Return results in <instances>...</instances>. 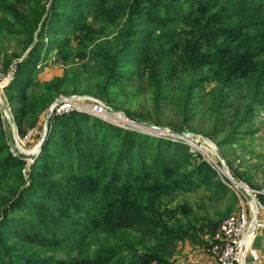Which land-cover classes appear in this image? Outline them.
Listing matches in <instances>:
<instances>
[{"label":"rangeland","instance_id":"rangeland-1","mask_svg":"<svg viewBox=\"0 0 264 264\" xmlns=\"http://www.w3.org/2000/svg\"><path fill=\"white\" fill-rule=\"evenodd\" d=\"M183 1H185V6L183 5L182 12L188 10V6L197 8L198 5H194L195 2H203V6H206L204 0ZM249 1H254V4L260 2L264 4V0ZM112 2L114 0H98L99 5L91 11L85 9V4L73 3L70 0H0V33H10L9 37L0 39V102L5 106L10 119L14 123L20 151L24 155L16 152L12 132L4 114L0 111L2 130L6 145L11 153L26 163L25 168L21 171L26 181V188L30 187V179H28L29 166L38 157L49 133L48 127L46 136L38 150V144L43 136L45 114L52 105L59 100L80 96L103 102L89 93L61 94L46 106L35 125L29 126L30 122L20 124L19 120H16L15 124L12 114L13 111L16 112V101L19 99V94H21L14 93L16 89H13L14 76L18 71V66L32 48L36 46L39 48L40 53L37 59L33 60L34 66L30 67V74L27 75L32 83L26 89L25 94L31 92L34 85L41 87L53 80L70 83L74 77L81 78L93 65L92 62H98L107 44L114 42L117 33L124 30L127 19L131 18L129 8L131 4L125 7L127 3L122 1L120 5L115 4L114 7L111 5ZM180 10L178 9L177 12ZM216 12L217 10L210 9L202 17L208 18L212 22L216 20V15H214ZM168 20H163L162 25L148 24L144 21L138 25V28L158 39L157 47L160 55L170 53L172 58L182 59L188 63V68H194V65L198 62L205 64V69L199 75L198 70H192L199 78L213 79L212 83L205 86V90H215L218 85L214 80L218 82L220 80L221 82L223 79L221 68L226 62L223 58L229 54L235 43L233 44L231 39L223 37L220 32L215 43L209 34L214 31L228 30L231 27L220 23H210L207 27H204L203 31L195 33L190 25L179 23L167 25L164 21ZM25 25L28 31L31 32L29 35L31 45L21 53L20 48L17 46L21 38L18 28ZM159 45L163 49H159ZM191 56L194 64L192 62L189 64L190 60L188 59ZM259 56L248 61L242 59L245 64L246 62L254 64L251 70L249 67H245L243 77L237 79L242 86L248 83L246 80L250 81L252 70H258L264 76V57L260 58ZM259 63H261V67ZM209 70L212 73H209ZM253 77L252 80L255 81L257 78ZM137 80L138 75L133 77L132 82L134 83L126 87L129 93L132 94L133 99H131V104L125 108V112L128 111L131 116H144L150 117V119L158 116L159 120L163 122L161 127L202 136L211 142L220 154L222 161L206 145L192 144L190 147L185 144L187 142H181L164 135L154 136L130 127L128 121L150 125L156 124L151 121L128 117L122 111L115 113L124 122L117 121L113 117L105 120L96 118L107 125L124 131L136 132L141 136L150 139L155 138L173 146L177 144L187 146L189 148L188 157L182 163L180 162L182 157L178 155L177 151H174L163 160L165 168L162 172L149 169L148 158H145L141 161L142 163H139V166L134 168V174L131 177L112 186H110L108 179L103 176L105 172L103 171V160H99L98 165L95 167L92 164L87 165L88 162L84 164V169L81 170L78 169L79 165L75 166L77 169H75L73 175L59 173L47 175L50 176L47 178L50 189L55 191L51 198L57 200L58 204L59 200L68 203L70 208L67 213L64 211H61L60 214L56 211L53 213L54 216L60 217L55 221L54 226L61 228L60 233L64 239L63 247L56 250L28 248L35 258L41 261V264H76L80 258L89 260L93 255L100 252L102 247L106 248L112 242H117L118 238L123 239L125 242L130 241L129 233L115 229L113 225L123 215L131 214L132 210L129 209L131 206L136 208V211L138 209L146 211L148 217L166 224L176 233L177 231L173 227L183 226L187 220L190 223V231L177 235L175 252L169 264H192L189 262L190 258L199 256L201 252L206 254L220 223L235 215L238 211V200L232 208L233 198L229 194L226 196L219 194L216 191L217 184L220 183L226 190L230 191L235 183L253 190H264V78L259 83V96L255 107L249 110L251 111V117L234 123L223 132L220 127H217L216 130L211 129L212 116L207 112L202 116L190 112H187L185 116H180L174 105H168L163 107L160 112H155L146 99V93L141 92L143 86L137 83ZM48 114L51 117V110ZM18 124L22 131L20 135L17 129ZM241 124L245 127L240 128ZM208 132L213 134L211 139L205 137ZM51 137L52 135L49 136V138ZM56 140L57 137H53V142H56ZM219 143L222 144L221 147L218 146ZM175 149L177 150V148ZM81 152L83 151L81 150ZM81 162L83 161L81 160ZM222 164L225 171L222 170ZM202 166H205V168ZM9 186L12 185L9 183L7 185L0 184V197L3 196V192ZM108 186L119 194L118 197L102 196ZM155 186H157L156 192L145 191V188L152 189ZM35 203L32 199L24 200L20 204L22 209L12 210L13 213L10 212L11 216L7 221L15 220L24 224L32 221L31 215L34 210L31 207ZM85 210L89 213L99 211L104 216L105 219L102 220L101 225L96 230L88 228L87 222L83 219L81 214ZM38 212L45 214L41 210ZM182 212L186 213L187 219H184V216L182 217ZM2 222L4 221L1 216L0 224ZM13 226V224H10L5 228H0L1 234L6 237L0 242L4 247L20 245L18 241L9 235L13 234V230L10 229ZM22 246L26 247L27 245ZM121 248L122 251L114 255V260L121 259V264H123L129 257L123 250L125 247ZM2 256L0 254V263L3 260ZM4 260L9 264L6 259Z\"/></svg>","mask_w":264,"mask_h":264},{"label":"trees","instance_id":"trees-1","mask_svg":"<svg viewBox=\"0 0 264 264\" xmlns=\"http://www.w3.org/2000/svg\"><path fill=\"white\" fill-rule=\"evenodd\" d=\"M70 1L85 4V9L91 11L99 5L98 0ZM122 1L127 3L125 7L131 4L129 6L131 18L127 19L124 30L117 33L114 42L107 44L98 62H92L93 65L81 78L74 77L70 83L53 80L41 87L34 85L33 90L25 94L32 83L27 75L30 74V67L34 66L33 60L37 59L40 53L39 48L37 46L32 48L23 58L13 81V89H16L14 93H21L16 101V112L13 111L12 114L15 124L16 120H19L20 124L30 122L29 126L35 125L46 106L58 95L89 93L115 112L122 111L128 117L151 121L161 126L163 122L158 116L150 119L144 116H131L128 111L125 112V108L133 99L126 87L134 83L132 79L136 75H138L137 83L143 86L141 92L146 93V99L155 112H160L168 105H174L180 116L187 115V112L202 116L207 112L212 116L211 129L216 130L220 127L222 132L234 123L251 117L249 110L255 107L259 96V83L264 76L258 70H252L251 79L246 80L248 83L244 86L237 79L243 77L245 67L253 69L254 64H249L250 62L245 64L242 59L248 61L253 60V57L258 58L259 55L260 58L264 57V4L261 2L254 4V1L248 2V0H204L206 6H203V2H195L194 5L197 4V8L188 6V10L184 12H182L185 6L183 0H129L128 2L114 0L111 5H120ZM178 9L181 10L177 12ZM210 9L217 10L214 14L216 20L212 22L202 17ZM165 19L170 20L164 21L167 25L176 23L190 25L195 33L203 31L204 27L210 23H220L231 27L228 30L214 31L209 34L215 43L219 32L223 37L231 39L233 44L235 43L229 54L223 58L226 61L221 68L223 79L221 82L214 80L218 85L215 90H205V86L212 83L213 79L199 78L192 70H198L199 75L205 69V64L198 62L194 68H188V63L182 59L172 58L170 53L160 55L157 47L158 39L138 28L141 22L162 25L161 22ZM18 29L21 38L17 46L23 53L31 45L29 36L31 32L26 25ZM9 35V32H2L0 39L7 38ZM159 49H163L161 45ZM188 60L191 64L192 56ZM259 66L261 67V63ZM252 77L257 79L254 81ZM17 127L20 135L22 133L20 125L18 124ZM243 127L245 126L241 124L240 128ZM206 134L205 137L209 139L213 136L211 132ZM50 135H52L51 138H49ZM53 137H57L56 142H53ZM218 146L221 147L222 144L219 143ZM80 149L87 155H84ZM188 149L184 145L173 146L155 138L141 136L136 132L121 130L84 114L71 113L53 117L49 123L46 141L38 157L29 166L30 187L26 188V181L21 174L26 163L15 157L6 145L0 113V184L12 185L7 187L3 196L0 197V217L2 216L4 221L0 224V228L13 224V228H10L13 234L9 235L20 243L19 246L6 247L0 244V254L3 255L0 264H7L4 259L9 264H41V261L35 258L28 248L56 250L63 247L61 228L54 226L55 221L60 217L54 216L53 213L54 211L58 214L61 211L67 213L70 207L68 203L59 200L58 204L57 200L51 198L55 191L50 189L47 180L50 176L47 175L55 173L73 175L77 169L75 166L79 165L78 169L81 170L87 162V165L92 164L95 167L99 160H103V171H105L103 176L112 186L131 177L134 174V168L139 166L145 158H148L149 169L162 172L165 168L163 164L165 157L177 151L182 157L180 162L183 163V160L188 157ZM202 167L205 168V166ZM217 185L216 191L219 194L231 195L233 198L231 207L234 208L237 202L235 194L226 190L220 183ZM110 186L105 188L102 196L118 197L119 194L115 193ZM156 187L145 188V191L154 193L157 191ZM26 199L36 202L31 207L34 210L31 215L32 221L25 224L15 220L8 222L10 212L14 209H22L20 204ZM129 209L132 210L131 214L123 215L114 223L113 228L129 233L130 241L125 242L118 238L117 242H112L106 248H100V252L98 250V253L96 252L97 254L89 260L80 258L76 264H121V259L114 260V255L122 251L123 246L125 247L123 250L129 257L123 264H169L175 252L177 235L189 232L190 223L186 220L183 226H174L176 233L166 224L148 217L146 211L142 209L136 211L133 206ZM39 210L44 211L45 214L39 213ZM81 215L87 222L88 228L93 230H96L105 219L99 211L89 213L85 210ZM181 215L187 219L185 212ZM3 238L6 237L0 232V242ZM258 242L259 239L254 241V249Z\"/></svg>","mask_w":264,"mask_h":264},{"label":"built area","instance_id":"built-area-1","mask_svg":"<svg viewBox=\"0 0 264 264\" xmlns=\"http://www.w3.org/2000/svg\"><path fill=\"white\" fill-rule=\"evenodd\" d=\"M60 105L52 107L51 117H60L71 113L88 115L98 119H112V115L108 114L105 109L92 102L85 100H59ZM111 117V118H109ZM114 119V118H113ZM242 188L253 199L257 212L258 221L255 224V232L248 246V257H255L253 244L256 239L260 240L264 248V190H253L242 185ZM238 200V211L222 221L212 237L206 256L209 263L205 264H239L242 254L244 242L249 235L251 227L252 214L245 200L237 193L236 188H231Z\"/></svg>","mask_w":264,"mask_h":264},{"label":"water","instance_id":"water-1","mask_svg":"<svg viewBox=\"0 0 264 264\" xmlns=\"http://www.w3.org/2000/svg\"><path fill=\"white\" fill-rule=\"evenodd\" d=\"M66 101H73V100H85V101H92L100 106H102L105 111L112 115L114 119L118 120L120 118V116H118V114L115 113L114 110H112L110 107H108L107 105L91 99V98H87V97H70L65 99ZM62 103V101H57L55 102L52 107L60 105ZM52 107L46 112L45 114V118H44V123H43V136L42 139L40 141V143L38 144L37 149L39 150V148L41 147V144L46 136V133L48 131V127H49V123H50V119L51 117L49 116L48 112L52 109ZM0 111L4 114L8 126L12 132V138H13V145L14 148L16 150L17 153L24 155L21 151H20V147H19V143H18V135H17V130L14 126V123L12 122V120L10 119V116L5 108V106L0 102ZM128 125L130 127L139 129L142 132L145 133H149V134H153L155 135H164L167 136L169 138L181 141V142H189L193 145H206L208 146L216 155L217 157L222 161V158L220 156V154L216 151V149L214 148V146L211 144L210 141H208L207 139L203 138L200 135H196V134H191V133H184V132H178V131H173L161 126H156V125H150V124H145V123H137V122H131L128 121ZM222 170L225 171V167L222 164ZM226 173V172H225ZM237 193L245 200V202L247 203V205L249 206L250 210H251V214H252V220H251V227L249 230V236H250V240H249V244L250 241L252 240L253 236H254V232H255V224L258 221V212H257V208L256 205L253 201V199L248 195V193L242 188V185L239 183H235V186ZM248 244V246H249ZM248 247L243 251L241 260L239 264H245L246 260H247V256H248Z\"/></svg>","mask_w":264,"mask_h":264},{"label":"crops","instance_id":"crops-1","mask_svg":"<svg viewBox=\"0 0 264 264\" xmlns=\"http://www.w3.org/2000/svg\"><path fill=\"white\" fill-rule=\"evenodd\" d=\"M253 250L257 260H254L252 257H248L245 264H264V248L260 243V240L257 243V247L255 249L253 248ZM189 262L192 264H205L209 263V259L204 252H201L199 256L190 258Z\"/></svg>","mask_w":264,"mask_h":264},{"label":"bare ground","instance_id":"bare-ground-1","mask_svg":"<svg viewBox=\"0 0 264 264\" xmlns=\"http://www.w3.org/2000/svg\"><path fill=\"white\" fill-rule=\"evenodd\" d=\"M51 112H52V110H51ZM117 121H121V122H124V120L123 119H118ZM187 146H192V144L191 143H189V142H187V143H185ZM249 240H250V236L248 235L247 236V238H246V240H245V242H244V246H243V249L245 250V248L248 246V244H249ZM243 250V251H244Z\"/></svg>","mask_w":264,"mask_h":264}]
</instances>
